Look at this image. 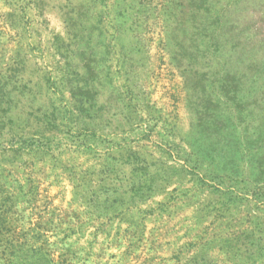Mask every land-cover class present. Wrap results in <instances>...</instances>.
Listing matches in <instances>:
<instances>
[{"label": "rangeland", "instance_id": "rangeland-1", "mask_svg": "<svg viewBox=\"0 0 264 264\" xmlns=\"http://www.w3.org/2000/svg\"><path fill=\"white\" fill-rule=\"evenodd\" d=\"M0 264H264V0H0Z\"/></svg>", "mask_w": 264, "mask_h": 264}]
</instances>
